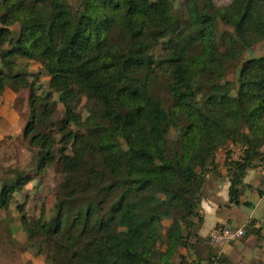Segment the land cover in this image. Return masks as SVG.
<instances>
[{
    "label": "trees",
    "instance_id": "16d2710c",
    "mask_svg": "<svg viewBox=\"0 0 264 264\" xmlns=\"http://www.w3.org/2000/svg\"><path fill=\"white\" fill-rule=\"evenodd\" d=\"M184 5L0 0V97L29 92L23 136L42 150L35 175L3 183L0 212L54 167L62 176L56 216L42 209L30 222L17 206L30 248L53 264H172L180 248H195L201 181L218 173L217 152L242 150L225 162L235 205L247 172L264 167V56L245 62L235 96L226 80L243 52L264 41V0ZM43 77L51 93L42 97ZM52 94L64 106L60 119ZM82 97L96 104L84 121L76 113Z\"/></svg>",
    "mask_w": 264,
    "mask_h": 264
},
{
    "label": "rangeland",
    "instance_id": "374dc122",
    "mask_svg": "<svg viewBox=\"0 0 264 264\" xmlns=\"http://www.w3.org/2000/svg\"><path fill=\"white\" fill-rule=\"evenodd\" d=\"M178 12L185 9V0H172ZM217 6H226L231 0H214ZM17 26L14 27V30ZM160 52V51H159ZM264 56V41L253 48L243 52L242 57L230 69L226 80L232 86V96L236 95L237 80L239 73L246 61L252 58ZM22 65L27 64L23 60L19 61ZM28 71L31 74L39 71L38 65L28 63ZM36 93L38 96H47L51 93L49 88V78L43 77L37 85ZM13 96V106L11 114L16 127H10L7 132L0 127V189L5 181H10L21 174H33L36 170L37 161L41 156L42 150L33 148L29 145L30 138H24L23 132L31 120L29 92L27 90ZM76 101V99H75ZM50 108L58 112L53 119H60L64 112V106L59 101L58 94H52ZM42 109V105L39 106ZM96 104L89 103L86 97H82L77 105L76 113L82 120H86L95 110ZM15 117V118H14ZM49 121V120H48ZM50 127V126H49ZM76 132H80L77 126H70ZM5 131V132H4ZM59 138V135H57ZM71 154V151H68ZM242 150L236 145L229 144L217 152L219 163L230 159L236 161L241 159ZM226 168V166L224 165ZM259 168H264L260 166ZM35 175V174H33ZM27 184L23 191L14 194V201L9 210L0 212V264H53L45 255L38 254L36 250L30 248L31 243L27 234L20 225V217L17 210L18 205H23L30 222L41 217L42 209L46 210V219L56 216L54 195L55 188L60 183L62 176L55 172L54 167L47 169L42 175ZM187 254H179L173 259L172 264H180L182 260L188 261L195 255L194 249H186ZM190 261V260H189Z\"/></svg>",
    "mask_w": 264,
    "mask_h": 264
},
{
    "label": "crops",
    "instance_id": "0c3cea01",
    "mask_svg": "<svg viewBox=\"0 0 264 264\" xmlns=\"http://www.w3.org/2000/svg\"><path fill=\"white\" fill-rule=\"evenodd\" d=\"M12 94L17 95L7 89L0 97V127L6 132L8 128L16 127L11 114ZM219 164L218 173H210L201 181L200 213L204 223L199 236L193 238L195 255L189 260L207 264V260L214 256L217 264H264V168L247 172L239 187L241 204L235 205L230 201V182L224 161ZM260 191L263 195H260ZM218 227L240 228L245 231V236L218 247L210 240V233ZM184 253L187 254V251L180 248L179 254Z\"/></svg>",
    "mask_w": 264,
    "mask_h": 264
},
{
    "label": "built area",
    "instance_id": "2783aa9c",
    "mask_svg": "<svg viewBox=\"0 0 264 264\" xmlns=\"http://www.w3.org/2000/svg\"><path fill=\"white\" fill-rule=\"evenodd\" d=\"M245 236V231L240 228H215L210 233V240L215 246L229 245L232 242L243 238Z\"/></svg>",
    "mask_w": 264,
    "mask_h": 264
},
{
    "label": "flooded vegetation",
    "instance_id": "af4514ba",
    "mask_svg": "<svg viewBox=\"0 0 264 264\" xmlns=\"http://www.w3.org/2000/svg\"><path fill=\"white\" fill-rule=\"evenodd\" d=\"M214 230V229H213Z\"/></svg>",
    "mask_w": 264,
    "mask_h": 264
}]
</instances>
